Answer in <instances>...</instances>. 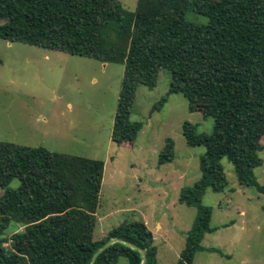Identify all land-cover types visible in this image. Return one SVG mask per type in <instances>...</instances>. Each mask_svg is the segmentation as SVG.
I'll return each instance as SVG.
<instances>
[{
  "label": "trees",
  "instance_id": "16d2710c",
  "mask_svg": "<svg viewBox=\"0 0 264 264\" xmlns=\"http://www.w3.org/2000/svg\"><path fill=\"white\" fill-rule=\"evenodd\" d=\"M188 12L206 25L185 20ZM0 40L124 66L111 140H136L143 124L131 122L138 86L153 89L161 71L170 84L167 97L180 94L192 112L204 105L213 121L210 134L184 123L190 147H203L200 178L180 192L179 203L197 209L176 264H192L204 248L212 210L201 205L208 190L224 193L228 182L221 161L233 166L239 186L264 195L254 170L264 154V0H137L133 12L116 0H0ZM1 63V61H0ZM167 139L158 164L172 162ZM104 161L0 142V264H142V256L116 242H129L157 264L152 233L144 222L124 223L96 240V212ZM18 181L15 189L10 184ZM21 230L6 231L10 225ZM222 255V254H221Z\"/></svg>",
  "mask_w": 264,
  "mask_h": 264
},
{
  "label": "rangeland",
  "instance_id": "374dc122",
  "mask_svg": "<svg viewBox=\"0 0 264 264\" xmlns=\"http://www.w3.org/2000/svg\"><path fill=\"white\" fill-rule=\"evenodd\" d=\"M133 12L137 0H116ZM187 22L206 25L207 19L188 12ZM1 23V21H0ZM0 142L20 147H44L51 152L104 161L103 182L96 212L94 237L104 238L124 223L144 222L153 235L157 264H176L192 228L197 209L179 203L183 188L200 178L203 147H190L184 123L198 134H210L213 121L204 105L189 112L180 94L166 95L170 72L161 71L156 86H138L130 114L143 127L131 144L117 145L111 131L124 76V66L68 55L21 43L0 40ZM167 139L174 142L172 162L158 164ZM263 164L254 170L264 186ZM228 187L208 190L201 205L212 210L204 248L192 264H264V195L239 186L233 166L221 161ZM14 180L11 189L18 186ZM3 190H0V195ZM9 226L6 236L20 231ZM117 264H128L124 258Z\"/></svg>",
  "mask_w": 264,
  "mask_h": 264
},
{
  "label": "water",
  "instance_id": "95a60500",
  "mask_svg": "<svg viewBox=\"0 0 264 264\" xmlns=\"http://www.w3.org/2000/svg\"><path fill=\"white\" fill-rule=\"evenodd\" d=\"M116 242H120V243H123L124 245H127L129 247H131L132 249L134 250H137L141 256H142V264H145L146 260H145V253L142 249H140L139 247L129 243V242H125V241H122V240H119V239H111L109 240L107 243H105L93 256L92 258V262L96 259L97 255L100 254L101 252H103L107 247H109L110 245L116 243Z\"/></svg>",
  "mask_w": 264,
  "mask_h": 264
}]
</instances>
